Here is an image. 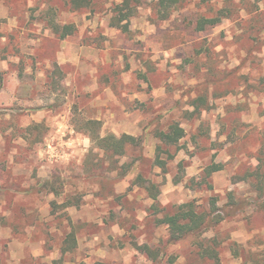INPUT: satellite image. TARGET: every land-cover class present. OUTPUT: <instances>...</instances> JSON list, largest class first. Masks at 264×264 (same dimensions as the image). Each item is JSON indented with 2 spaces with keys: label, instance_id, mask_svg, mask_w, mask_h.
Returning a JSON list of instances; mask_svg holds the SVG:
<instances>
[{
  "label": "rangeland",
  "instance_id": "obj_1",
  "mask_svg": "<svg viewBox=\"0 0 264 264\" xmlns=\"http://www.w3.org/2000/svg\"><path fill=\"white\" fill-rule=\"evenodd\" d=\"M153 1L124 32L111 26L121 0H0V264H215L156 224L188 202L224 216L199 238L215 241L219 264H264V0H232L198 33L189 22L223 1L187 0L167 21ZM96 118L102 136L140 144L92 152L76 131ZM174 122L185 137L164 146Z\"/></svg>",
  "mask_w": 264,
  "mask_h": 264
},
{
  "label": "trees",
  "instance_id": "obj_2",
  "mask_svg": "<svg viewBox=\"0 0 264 264\" xmlns=\"http://www.w3.org/2000/svg\"><path fill=\"white\" fill-rule=\"evenodd\" d=\"M187 0H154L152 2L153 9L155 10L159 21H167L170 19L172 14L177 11H180L185 8ZM212 2L214 4H219V1H223L224 7L219 9L218 16L208 17L205 15H200L194 21H190L189 24H194L193 31L198 33L206 30L208 26H216L221 22V15L223 13L224 17H228L232 10L230 5L232 0H201V2ZM76 6H81L84 0H74ZM218 2V3H217ZM142 0H121V3L116 5L114 8V13L112 17L111 26L122 29V31L127 32L129 27V20L134 17L138 8L142 5ZM229 13V14H228ZM228 14V15H227ZM125 22V23H124ZM66 33L62 35L65 37L68 35L67 31L70 30L69 26H65ZM69 32V31H68ZM200 106H202L206 99H199ZM203 107V106H202ZM199 112L198 106L194 108L193 112L188 113L189 116H193L194 113ZM84 128L90 137L91 142L94 143L95 149L97 151L101 150L105 155L110 157H123L125 156L128 148L133 144H140V140L133 136L121 135L116 137L115 135L102 136L101 123L97 120H88L84 123ZM161 143L164 146H176L181 139L185 137L184 129L179 125V123H172L169 125L167 132H160L158 134ZM161 145V146H163ZM159 150L161 147H158ZM158 150V151H159ZM172 158V156L170 157ZM156 165L160 168L165 169V162L159 158V154L155 160ZM130 164L124 166L125 171L120 172L118 175L125 176L129 171ZM221 170L219 164H212L206 168V176L204 183H207L206 179L210 177L212 173L218 172ZM264 176V174L262 175ZM139 182V185L143 186L144 189L148 192L149 197L152 200H156L158 197V190L155 184H149L144 186L146 181L142 179L141 176H138L136 179ZM264 182V181H263ZM44 186H47L48 180L43 182ZM264 185V184H262ZM264 188H261L263 191ZM73 205H78V203H72L69 200H66L63 203V207H69ZM264 208V203L261 204ZM232 209L236 208L235 203L232 201ZM214 208V207H213ZM158 211V210H157ZM232 211H229V215L232 214ZM224 219V216H221L218 213H214V210L207 212H198L192 202L184 203L177 206L173 212H167L162 218L156 219V224L165 225L168 229V241L171 243H190L197 246L198 254L203 258L206 257L209 260L214 261L215 264H219V251L217 250V244L215 241L211 242L210 245H204L203 241L200 240V236L206 232L210 227H213L220 223ZM76 243L75 232L71 231L66 234V243L62 246L60 253L63 255L74 249ZM148 258H151L153 261H157V255L159 250H151L147 245L138 247ZM103 264V263H98ZM247 264H260L259 262H251ZM262 264V263H261Z\"/></svg>",
  "mask_w": 264,
  "mask_h": 264
},
{
  "label": "crops",
  "instance_id": "obj_3",
  "mask_svg": "<svg viewBox=\"0 0 264 264\" xmlns=\"http://www.w3.org/2000/svg\"><path fill=\"white\" fill-rule=\"evenodd\" d=\"M67 36V35H66ZM65 61V60H64ZM64 61H60L59 63H58V65H61L62 63H64ZM38 112L40 111V108L39 109H36ZM46 113H48V112H46ZM35 114V112H32V116ZM43 114V113H42ZM88 120H97V121H99L100 119H98V118H96V119H88ZM88 120H86V121H88ZM77 132V134H79L80 136H81V138L82 137H84V139L86 138L87 139V145L89 146V143H92L91 144V148H90V150L92 151V152H94V150L95 151H97L95 148V145H94V143L93 142H91V140H90V137L88 136V134H87V132H86V130H77L76 131ZM79 137V136H78ZM72 140V139H71ZM73 141V140H72ZM98 152H103V151H101V150H99Z\"/></svg>",
  "mask_w": 264,
  "mask_h": 264
}]
</instances>
